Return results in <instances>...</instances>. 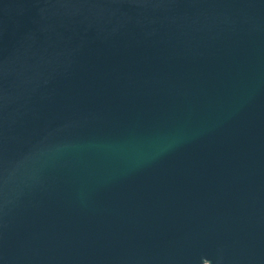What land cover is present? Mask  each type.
Listing matches in <instances>:
<instances>
[{
  "label": "water",
  "instance_id": "obj_1",
  "mask_svg": "<svg viewBox=\"0 0 264 264\" xmlns=\"http://www.w3.org/2000/svg\"><path fill=\"white\" fill-rule=\"evenodd\" d=\"M0 264H264V0H0Z\"/></svg>",
  "mask_w": 264,
  "mask_h": 264
}]
</instances>
